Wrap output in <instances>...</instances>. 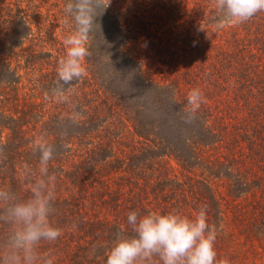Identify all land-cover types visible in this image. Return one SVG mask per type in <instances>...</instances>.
<instances>
[{"label": "rangeland", "instance_id": "obj_1", "mask_svg": "<svg viewBox=\"0 0 264 264\" xmlns=\"http://www.w3.org/2000/svg\"><path fill=\"white\" fill-rule=\"evenodd\" d=\"M134 1L138 4L134 13L136 16L147 15L145 22L132 27L126 21L128 16L118 10L122 7L116 9L110 5L122 31L119 35H111L114 39L110 36L104 38L105 41L113 40L114 46L110 44L111 47L107 46L97 55L105 57V52L111 53L112 65L95 60L97 71L107 77V91L117 94L121 116L127 106L131 109L133 121H139V125L146 118L153 123L160 118L168 119L173 108H169L173 94L174 105L184 111L178 115L180 123L176 121L170 127L153 129L152 139H163L159 141L168 150L169 157L161 164L152 163V153L147 151L129 160L130 166L146 165L144 176L151 179L161 176V186L157 189H164L162 198L167 202H164L162 211L156 210L154 199L141 195L145 208L138 206L136 211L143 215L175 210L192 217L201 205H206L208 223L218 228L215 241L218 258L227 257L230 264H264V113L251 118L248 111L243 110L242 92H236L233 85L235 76H245L251 95L257 94L256 87L264 81V58L260 59L258 68L244 67V60L239 59V54L235 53L237 50H233L235 43L231 42V32L228 31L238 24L225 25L223 31H218L213 21L204 22L201 15L190 20L188 15H183L184 10L190 9V0ZM154 12L161 18L157 17L151 24ZM171 25L173 27H169ZM67 33L65 31V37ZM100 37L97 31L91 51ZM153 49L160 51L151 53ZM114 55L116 59H112ZM237 66L240 68L235 71ZM139 70L151 83L170 84V97L169 94L168 97L156 94L150 88L143 101L136 98L124 101L129 88H134L132 81ZM216 76L226 78L227 82L219 86ZM192 89L201 91L203 103L199 115L186 123L188 93ZM257 98L251 100L255 108ZM160 105H163L162 109ZM154 108L163 111H158V115L151 110ZM205 109L210 112L207 118L203 116ZM164 111L167 113L163 114ZM243 124L249 134H239ZM117 126L120 131L126 129L125 125ZM152 167L156 170L152 171ZM104 203L105 206L99 198L92 201L87 191L69 201L56 197L50 221L61 229L62 234L53 243L42 242L39 250L52 253L54 264H106L107 252L119 230L112 227L115 208ZM76 220H85L90 226L76 227ZM8 231L7 226L0 224V239ZM125 231L131 233L124 226L120 232Z\"/></svg>", "mask_w": 264, "mask_h": 264}, {"label": "trees", "instance_id": "obj_2", "mask_svg": "<svg viewBox=\"0 0 264 264\" xmlns=\"http://www.w3.org/2000/svg\"><path fill=\"white\" fill-rule=\"evenodd\" d=\"M65 3L66 0H0V152L3 153L0 157V187L11 189L21 199L31 196L24 173L27 168L38 170V153H33L32 142L40 133L46 132L49 142L56 147L49 169L57 173V199L69 201L87 191L92 201L99 198L104 206V202H107L115 208L112 212L115 224L112 227L120 232L124 226L130 229L127 225L129 211H136L138 206L145 208L139 196L149 195L156 203V210L164 209L167 203L162 198L165 191L157 189L161 186V176L148 178L143 175L146 165L130 166L129 160L147 151L152 153V163L161 164L164 158L169 157L168 150L159 141L163 139H152L153 129L170 127L176 121L180 123L178 115L184 111L174 105L175 95L171 94L169 108H173L169 111L168 119L160 118L153 123L146 118L139 125V121H133L131 109L127 106L122 117L117 94L107 91V77L97 71L95 65V60L106 62V57L97 54L110 44L114 46L113 40L105 41L104 44L101 36L90 50L92 55L84 62L87 74L72 85L71 101L82 113V119L75 124L69 122L67 116L72 110L69 105L44 98L45 91L56 86L57 61L66 51L63 44L64 33L68 31L64 23ZM189 3L190 9L184 10L183 14L188 15V19L193 20L195 16L201 15L204 22L215 21L214 0H190ZM111 4L116 9L122 7L118 10L128 16L126 21L132 27L146 20L147 15L136 16L134 13L138 6L134 0H111ZM110 5L99 18L104 38H113L111 35H119L122 31ZM159 16L152 13L151 24L156 22L157 17L161 18ZM215 28L223 31L224 27L215 25ZM228 31L231 32V42L235 43L233 50H237L235 53L239 54V59L244 60V67L258 68L260 59L264 58V12L257 13L247 22ZM158 51L153 49L151 53ZM239 68L237 66L235 71ZM244 77L235 76L233 85L236 86V92H242L240 98L244 99L243 110L248 111L252 118L257 113H264V81H260L256 87L257 94L252 96L247 78ZM215 80L219 86L227 82L222 76H216ZM132 83L134 88H129L124 101L131 98L143 101L150 88L156 94H165L167 97L169 94L170 97V84L160 86L156 82L151 83L142 77L141 70L135 74ZM254 98H257L259 108L251 103ZM160 107L162 109L163 105ZM161 109L151 110L159 115L158 111H163ZM205 112L203 116L207 118L210 112L208 109ZM195 115H199V110ZM241 121L244 123V118ZM204 122L208 123V120L204 119ZM119 124L125 125V131L118 130ZM246 129L243 124L239 134H249ZM62 130L67 132L64 137L60 136ZM125 136H129V139H125ZM118 162L121 164L114 166ZM151 170L156 169L152 167ZM88 181L91 183L88 184ZM85 222L81 220L75 226H90ZM100 225L104 227L103 223Z\"/></svg>", "mask_w": 264, "mask_h": 264}, {"label": "clouds", "instance_id": "obj_3", "mask_svg": "<svg viewBox=\"0 0 264 264\" xmlns=\"http://www.w3.org/2000/svg\"><path fill=\"white\" fill-rule=\"evenodd\" d=\"M110 3L111 0H66L63 7L64 23L68 27L63 41L66 51L57 61L56 86L45 91L44 98L69 105L72 110L67 120L72 124L82 119V113L71 101L72 85L87 74L84 62L92 55L91 43L97 31L106 43L99 18ZM214 7L215 25L222 28L229 23H245L264 12V0H214ZM104 55L112 65L111 53ZM201 103V91L192 89L188 93L186 123L195 118ZM66 135L65 130L60 132L61 137ZM32 143L33 153H38V170L27 168L24 173L31 196L21 199L11 189L0 187V224L9 229L0 239V264H54L52 253L41 252L39 245L53 243L62 234L50 221L55 211L57 173L50 171L49 163L56 147L49 142L46 132L40 133ZM127 225L131 233L117 232L107 252L106 264H230L227 257L217 256L218 228L208 223L206 205H201L192 217L175 210L143 215L129 211Z\"/></svg>", "mask_w": 264, "mask_h": 264}]
</instances>
